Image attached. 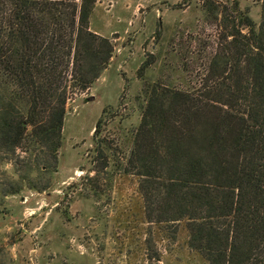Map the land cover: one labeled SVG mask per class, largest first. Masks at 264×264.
<instances>
[{
	"label": "trees",
	"instance_id": "16d2710c",
	"mask_svg": "<svg viewBox=\"0 0 264 264\" xmlns=\"http://www.w3.org/2000/svg\"><path fill=\"white\" fill-rule=\"evenodd\" d=\"M96 3L0 0V163L14 162L23 180L57 170L69 100L111 63L113 42L91 29ZM203 7L224 14V30L197 57L195 80H145L123 167L139 178L145 222L162 239L185 233L177 264H264V0L259 24L247 13L229 18L215 0ZM103 125L93 135L99 158ZM10 181L5 195L19 193Z\"/></svg>",
	"mask_w": 264,
	"mask_h": 264
},
{
	"label": "rangeland",
	"instance_id": "374dc122",
	"mask_svg": "<svg viewBox=\"0 0 264 264\" xmlns=\"http://www.w3.org/2000/svg\"><path fill=\"white\" fill-rule=\"evenodd\" d=\"M205 1L97 0L91 29L113 42V58L88 90L69 100L56 171L23 180L14 162L0 163V264H177L185 233L162 239L157 225L145 222L139 178L123 165L141 122L145 80H195L197 57L224 30V14H208ZM215 2L230 10L229 18L247 13L261 21L262 0ZM190 59L194 71L183 72ZM100 118L107 139L102 158L93 139ZM14 179L21 191L5 195Z\"/></svg>",
	"mask_w": 264,
	"mask_h": 264
}]
</instances>
